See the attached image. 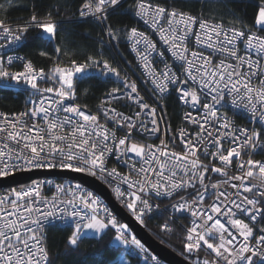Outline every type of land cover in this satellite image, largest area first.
Wrapping results in <instances>:
<instances>
[{
	"label": "built area",
	"instance_id": "obj_1",
	"mask_svg": "<svg viewBox=\"0 0 264 264\" xmlns=\"http://www.w3.org/2000/svg\"><path fill=\"white\" fill-rule=\"evenodd\" d=\"M118 4L86 0L79 13L102 21ZM135 17L127 45L141 83L92 58L37 67L18 53L20 26L0 22V89L28 96L18 112L0 111V178L84 174L138 222L164 215L183 233L194 264L207 256L223 264L218 253L237 264L264 262V36L144 0ZM46 24L54 21L27 25ZM88 74L115 82L92 109L71 89ZM168 97L180 119L172 130L161 110ZM91 218L140 264H165L101 197L56 177L0 189V264H46V229L75 230Z\"/></svg>",
	"mask_w": 264,
	"mask_h": 264
},
{
	"label": "trees",
	"instance_id": "obj_2",
	"mask_svg": "<svg viewBox=\"0 0 264 264\" xmlns=\"http://www.w3.org/2000/svg\"><path fill=\"white\" fill-rule=\"evenodd\" d=\"M139 0L119 2L107 12L102 21L81 16L79 10L86 0H0V22L19 25L24 44L18 53L37 67L51 62L69 65L97 59L120 73L128 72L137 82L141 76L132 57L127 36L137 26L135 9ZM168 10L205 19L235 29L255 31L264 36V27L256 20L264 0H144ZM33 20L54 21L51 38L43 37L40 29L28 26ZM115 85L109 76L88 74L72 86L75 101L87 109L94 108L99 98ZM28 97V96H27ZM26 94H15L11 89H0V111L15 113L25 107ZM164 122L172 130L180 125L178 106L173 97L164 100L161 108ZM143 228L160 244L176 255L194 263L188 254L183 233L167 225L164 215L146 216L140 220ZM73 230L51 225L45 231L43 244L46 264H140L121 244L110 248L113 236L105 230L99 237L74 238ZM140 247H142L139 244ZM234 264H237L236 262ZM252 264H264L254 259Z\"/></svg>",
	"mask_w": 264,
	"mask_h": 264
},
{
	"label": "water",
	"instance_id": "obj_3",
	"mask_svg": "<svg viewBox=\"0 0 264 264\" xmlns=\"http://www.w3.org/2000/svg\"><path fill=\"white\" fill-rule=\"evenodd\" d=\"M52 177L78 182L82 186L86 187L87 189L101 197L106 203V205L109 207L113 215L119 221L125 224L127 229L132 233V235L141 244V246L165 264H192L189 261L183 259L182 257L176 255L167 247L157 242L143 228L140 222L133 219L125 211V209L113 199L109 190L102 183L90 176L69 171L22 172L4 178H0V189H7L19 185H24L35 179Z\"/></svg>",
	"mask_w": 264,
	"mask_h": 264
},
{
	"label": "rangeland",
	"instance_id": "obj_4",
	"mask_svg": "<svg viewBox=\"0 0 264 264\" xmlns=\"http://www.w3.org/2000/svg\"><path fill=\"white\" fill-rule=\"evenodd\" d=\"M93 13L94 11L92 10L91 14L94 16L95 14ZM256 26L264 27V6L259 9L257 20H256ZM40 33L43 37L51 38L52 33H53V25L51 24L42 25L40 27ZM140 150L141 148L138 151L139 153H140ZM105 230H106V227L102 223L97 221L95 218H91L89 222L73 230L71 243L74 242V238H81L83 236L99 237ZM113 241L115 243H120V241L117 238H114ZM137 244L139 245L140 243L138 242ZM216 256L220 259V263H223V264H234L235 263V260L233 258L226 257L223 254L218 253ZM209 257L208 256L206 257L207 259L206 264H213L212 262H210ZM121 264H125V261L121 260Z\"/></svg>",
	"mask_w": 264,
	"mask_h": 264
},
{
	"label": "bare ground",
	"instance_id": "obj_5",
	"mask_svg": "<svg viewBox=\"0 0 264 264\" xmlns=\"http://www.w3.org/2000/svg\"><path fill=\"white\" fill-rule=\"evenodd\" d=\"M34 28H37V27H34Z\"/></svg>",
	"mask_w": 264,
	"mask_h": 264
}]
</instances>
